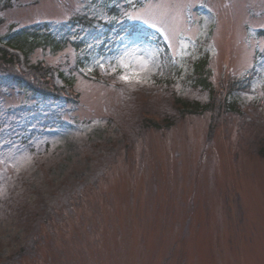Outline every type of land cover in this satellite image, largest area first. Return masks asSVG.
Instances as JSON below:
<instances>
[{
  "label": "rangeland",
  "instance_id": "rangeland-1",
  "mask_svg": "<svg viewBox=\"0 0 264 264\" xmlns=\"http://www.w3.org/2000/svg\"><path fill=\"white\" fill-rule=\"evenodd\" d=\"M112 6L144 30L97 49ZM19 28L92 57L31 54L69 99L0 79V264H264V0H0V38ZM204 53L217 99L189 79Z\"/></svg>",
  "mask_w": 264,
  "mask_h": 264
},
{
  "label": "trees",
  "instance_id": "trees-1",
  "mask_svg": "<svg viewBox=\"0 0 264 264\" xmlns=\"http://www.w3.org/2000/svg\"><path fill=\"white\" fill-rule=\"evenodd\" d=\"M112 9L116 18L109 24H106L109 26V29L106 30L104 35L105 44H103L104 46H99L97 49L103 50L105 45H110V43L114 44L115 41L126 32L130 33L138 30L142 31V29L144 30V28L137 23H119L118 9L115 6H112ZM155 39L160 45L163 44L160 37H156ZM71 42H73L78 51L83 49L78 63L84 66V64L91 59L92 51L89 50L84 40H73L68 35V30L62 32L60 30L50 29L44 32L41 28H19L12 30L4 38H0V79H7V81L11 82L15 87L22 90H31L36 95L39 94L43 96L46 100L54 101L63 97L69 99L70 96L66 91L67 89L64 87L72 86V79L67 77L62 71H58L57 75L53 73L52 67L46 65L44 60L37 61V63L30 61V56L36 48H51L54 52L62 49ZM163 48L167 50L165 46H163ZM208 59L209 55L204 53V55L194 60L193 71L189 79L194 82L195 86L209 89L214 99V87L213 84L209 82L210 70L207 68ZM173 67L174 66H172V68ZM59 81L65 85L60 86ZM238 84L239 82H237V80H232V82H230L231 90H235V86L238 88ZM225 99V111H227L226 109L228 108V113H232L235 112V109H239L235 102H231L227 100V98ZM176 103L179 105L182 104L184 109L190 107L189 104L181 102L179 99L176 100ZM211 103L213 102L211 101ZM192 107L196 112H201V110L208 108L207 105L203 107L200 106L199 108L197 104L192 105ZM188 110L190 111L191 109Z\"/></svg>",
  "mask_w": 264,
  "mask_h": 264
},
{
  "label": "snow or ice",
  "instance_id": "snow-or-ice-1",
  "mask_svg": "<svg viewBox=\"0 0 264 264\" xmlns=\"http://www.w3.org/2000/svg\"><path fill=\"white\" fill-rule=\"evenodd\" d=\"M127 17L129 19H139V20H143L145 23H149V20L146 19L147 16L150 15V10H145L143 13L141 14H126ZM152 28H156L158 31L165 33V39H169V34L165 32V29L163 27H159L155 22H152L150 25ZM121 64V72L124 73L121 75V79L123 80H131L133 78L139 79V73L135 70L136 69V65H129V64H124L123 63V59H121L120 61ZM141 68H146L147 64L146 62H142L140 65ZM113 71H115V69H113Z\"/></svg>",
  "mask_w": 264,
  "mask_h": 264
}]
</instances>
